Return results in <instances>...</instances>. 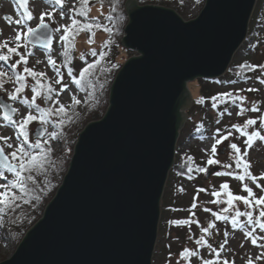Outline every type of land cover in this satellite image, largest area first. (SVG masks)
Returning a JSON list of instances; mask_svg holds the SVG:
<instances>
[{"label":"water","instance_id":"water-1","mask_svg":"<svg viewBox=\"0 0 264 264\" xmlns=\"http://www.w3.org/2000/svg\"><path fill=\"white\" fill-rule=\"evenodd\" d=\"M256 1L206 0L189 22L127 2L122 44L139 56L118 72L105 116L80 133L43 217L0 264H153L164 189L193 101L188 85L227 73Z\"/></svg>","mask_w":264,"mask_h":264},{"label":"rangeland","instance_id":"rangeland-1","mask_svg":"<svg viewBox=\"0 0 264 264\" xmlns=\"http://www.w3.org/2000/svg\"><path fill=\"white\" fill-rule=\"evenodd\" d=\"M129 1V0H128ZM140 6L156 5L164 8L172 9L177 12L186 22L192 21L199 17L202 12L206 0H170L169 4L164 6L163 4L151 3L150 0L140 3ZM127 6V4H126ZM54 5L46 0H30L29 10L33 13L36 19H33L29 23L31 26H35L39 22V15L42 11H51ZM73 7L79 9L81 7L80 0H64L63 12L64 17L60 16L61 9L56 8L55 20L49 22L46 17V22L50 23V26L55 29L59 25H68L71 23L70 9ZM127 12V7L124 8ZM20 10L13 0H0V42L6 39H14L18 26L15 24V20L20 17ZM90 17H95L100 24H104L106 21V15L109 14L108 7H99L96 0L91 1L90 4ZM83 20L82 17H76ZM114 30V29H113ZM71 31V29H70ZM115 31V30H114ZM253 31V33L251 32ZM95 35L91 32L84 30L79 33L76 40V70L73 71V75H79V70L86 67L88 64L97 62L99 57L102 56L103 51L107 53H121L123 54L125 64L129 59L139 56L138 53L127 50H117L111 47L103 46L106 41L108 43L109 35L102 31V29L95 28ZM62 32H54L55 42L51 50V56L56 61V65L60 67L61 72L64 74V80L62 83L68 84L69 87L64 90L59 99L61 103L66 106L70 105L71 112L76 106L82 111L84 103L86 102L87 93L81 91L78 85L74 84L67 75V65H65V56L61 53L67 49L65 42L59 40V36ZM124 35L122 38H124ZM91 37V42H90ZM249 41V43H248ZM14 46V44H10ZM96 50L97 55L92 56L91 51ZM6 52V49L0 50ZM21 53L31 52L32 55L28 56L27 67L33 68L37 72H43L46 74L48 80L46 82L53 83V85L59 89V85H55L54 81L57 79L55 69L48 63L47 50H42L31 44L27 48L21 47ZM83 54V59H81ZM19 59L18 56H13L9 62L0 61L2 70L9 71L6 67L7 63L14 62ZM39 60L40 63H36ZM232 66L237 64L238 66L244 64L249 67V71L245 72L243 76L238 74H225L220 78L215 79H201V81H193L188 85V89L192 94V106L187 110V120L181 130L180 136L176 144V155L183 156L185 159L191 158V165L193 171L189 172L187 176H183L177 173L175 170L170 171L166 186L164 189V197L161 204V216L159 221V231L157 235V242L153 253V264H202L203 259H212L214 253H212L207 245H197L196 241L200 239L202 235L205 236V240L212 244L213 248L219 249L220 244L227 239L228 243L225 244L224 250L221 252L222 259H228L230 264L234 261V264H247L249 259L253 260V264H264V258L256 259V257L264 254V240L258 239V243L253 245L251 238L246 236V232L255 228V234L259 238L264 236V230L258 228V226L247 225V217H241L240 220L244 224L241 228H232L231 222L225 223L222 220H215L212 212L219 213L222 208H228V192L233 195L247 196V192L243 188V183H247L249 187H252L257 197L264 195L255 187V184L246 179L244 182L235 178V175H220L217 176V172L231 171L234 174L241 172L240 168L236 167L235 160L230 157V153L233 150L229 147L231 143H236L241 149V153L247 147L244 143L246 137L241 136L240 132L232 127L233 124H243L249 118H257V124L251 126L248 131H253L260 128L259 117H264V84L260 82L264 79V70L259 67L253 68V65L264 64V0H257L256 5L250 20L248 36L245 43L240 47L233 57ZM231 67V66H230ZM229 67V68H230ZM23 65L18 66V70L22 71ZM229 71V70H228ZM227 71V72H228ZM26 75V74H25ZM259 77V79H257ZM4 82V88L0 89V98H4L5 101L11 103L13 107L19 110L17 119L22 118L28 111V107L20 103L19 100L12 101L8 99L7 93L14 91L17 86L14 83V77L10 80L8 77L2 78ZM28 83H34L31 77H27ZM45 81L42 79V83ZM209 88V94L205 93L202 96L203 102L197 106L194 105V97L198 96L201 92V85ZM249 88L257 89L254 92L247 91ZM243 89V91H240ZM233 93L234 95H242L246 99L243 102L237 101L232 103L230 99H226L221 96L222 93ZM22 97L27 96L29 99L33 95L29 88L20 94ZM75 96L79 103H73L72 97ZM215 96L216 100H212L211 97ZM37 103L42 106L43 101L37 98ZM215 104V107L213 105ZM255 104L259 111H253L252 105ZM241 107L246 109L242 115H239ZM195 108V109H194ZM227 109V111H225ZM192 110V111H191ZM191 111V112H190ZM188 113H192V122L189 119ZM194 120V121H193ZM0 124H4L2 110L0 109ZM38 127V122H32L28 125L30 131V139H34V130ZM219 130V131H217ZM264 134V129H260ZM48 131H55L52 125L48 126ZM56 132V131H55ZM229 132L232 135L228 139L223 140L220 145H217V152L214 159L220 161L218 164H207V160L210 156V148L217 138L226 136ZM16 130L8 125L6 127H0V135L12 136V143L15 144ZM51 144L55 150L60 149V143L57 140H52ZM6 151H11L6 149ZM250 164V171L253 175L259 177L264 173V141L256 140L251 148H248V155L246 157ZM225 164H230V168H225ZM195 165L204 167L207 171H210L209 177H206V172L195 171ZM11 178V177H10ZM227 182L229 189H222V185ZM261 185H264V179L258 181ZM0 183H4L0 179ZM63 183V182H62ZM62 185V184H61ZM60 185V186H61ZM205 189L203 192H199V189ZM183 189V190H181ZM220 192V196L216 197L212 195V192ZM220 200L221 203L212 204L209 201ZM195 203L196 207L192 208V204ZM235 208L241 211L245 210V206L241 201H234ZM2 207V205H0ZM204 209H211L212 212H206ZM8 208L6 207V211ZM11 212V211H10ZM194 213V215H193ZM229 214L234 215V210L229 209ZM258 214L254 210V215ZM7 219V216H6ZM188 219V224H175L172 221ZM1 220V211H0ZM195 221H199L197 224ZM213 221L216 225L214 229H211L208 234H203L200 231L201 227H206L208 222ZM163 222V224H162ZM0 227V263L10 259L16 252L17 246L4 237L1 233ZM227 232L228 236L225 237L224 233ZM24 239V238H23ZM242 245V246H241ZM187 247L192 251H197L198 255L193 257L184 258L181 257V252Z\"/></svg>","mask_w":264,"mask_h":264},{"label":"snow or ice","instance_id":"snow-or-ice-1","mask_svg":"<svg viewBox=\"0 0 264 264\" xmlns=\"http://www.w3.org/2000/svg\"><path fill=\"white\" fill-rule=\"evenodd\" d=\"M54 5L51 11H42L39 15V22L33 27L29 23L36 17L27 7L29 0H17V3L23 12L20 14V17L15 20V24L18 26L14 39H6L0 42V50L6 49V52L0 51V61L9 62L12 60L13 56H18L19 59H16L14 62L7 63L6 67L10 69L9 71L2 70L3 66H0V89L4 88V77H8L10 80L14 77V83L17 85L14 88V91L8 92V99L12 101L19 100L21 104L26 105L29 111L22 118H14V114L19 115V110L16 107H13L11 104L5 102L0 104V109H3V120L4 124H0V127H6L11 125L13 129L16 130L15 140L16 143L13 144L11 141L12 136L0 135V179L4 183H0V205L6 207H12L13 205L19 206L18 201L24 199L27 196H30L32 191L35 189L37 183V176L47 171V165L50 163V155L53 152L51 147V141L58 138V133L53 131H48V126L52 125L54 127H59L63 125L64 119L62 117L66 116L70 110V105L66 106L61 103L59 96L66 90L69 85L62 83L64 80V74L61 72L60 67L56 65V61L51 56L52 44H53V32L62 34L59 36V40L65 42V44H70L73 42V38L80 31L87 30L95 35L94 29L101 28L99 22H96L95 17H90V0H80L81 7L79 9L73 7L70 9L71 13V23L68 25H59L55 29L50 28L51 21L55 20L56 8L61 9L60 16L64 17V12L62 10L64 0H46ZM114 10V9H113ZM83 17V20L77 19L76 17ZM48 18L49 22H46L45 18ZM110 18V17H109ZM71 29V31H70ZM106 31L110 29L105 28ZM91 42V37H90ZM14 44V46H10ZM33 46L39 45L40 48L47 50L48 63L52 65L55 69L57 79H55L54 84L59 85L57 89L53 83L46 82L48 80L47 76L43 72H37L33 68L27 67L28 56L33 53H21V47L27 48L28 45ZM63 56H68V51L65 49L61 53ZM92 56L97 55L96 50L91 51ZM101 55H103L101 53ZM81 59H83V54H81ZM36 63H40L39 60ZM23 65L22 71L18 70V66ZM95 67V62L88 64L86 67H83L79 70V77L73 75V68H67V75L72 80V82L78 86H83V83L88 81V78L92 75L93 69ZM240 68H245L247 65H240ZM253 68L259 67L264 70V64L253 65ZM26 74V75H25ZM27 77H31L34 83L29 84ZM42 79L45 81L42 83ZM259 79V77H257ZM260 82L264 84V79H261ZM26 88L31 90L33 94L29 99L27 96H21ZM257 89L249 88L247 91L254 92ZM240 91H243L241 89ZM226 99H230L232 103L237 101L243 102L246 98L242 95H234L233 93H222ZM37 98L43 101L42 106L40 103H37ZM73 103H79L80 101L73 96ZM212 100H216V97H211ZM198 103L203 102L201 98ZM215 107V104L213 105ZM246 109L241 107L239 115H242ZM253 111H259L255 104L252 105ZM227 111V109H225ZM260 128L248 131L251 126L257 124V118H249L244 123L233 124L232 127L240 132L241 136L246 137L244 143L247 146L244 149V152L241 153L240 147L236 143H231L229 147L233 150L230 153V157L235 160L236 167L241 169V172L234 174L231 171L228 172H217L216 175H228L237 178L239 181L244 182L246 179H250L257 189H260L264 193V185H261L258 181L264 179V173L259 177L251 173L250 164L246 159L248 155V148H251L256 140L264 141V134H262L260 129H264V117H259ZM32 122H38V127L34 130V139H30V131L28 125ZM219 131V130H217ZM232 135V132H229L226 136H221L215 140V143L211 145L210 156L207 160V164H218L219 160L214 159L217 152V145H220L223 140L228 139ZM10 149L11 151H6ZM191 160V158H189ZM224 167L230 168V164H225ZM188 171L192 172L193 167L189 166ZM195 171L197 172H206L207 169L204 167L195 166ZM11 177V178H10ZM222 189L228 190L229 184L225 182L222 186ZM243 188L247 192V196L244 195H233L230 191L228 192L227 203L228 208H222L219 213L212 212L211 209H204L206 212H212L215 220H222L225 223L231 222L232 228H241L244 227V224L241 222V217H247V225L258 226L259 229L264 230V195L257 197L252 187H249L247 183H243ZM183 190V189H181ZM205 189H199V192H203ZM213 196L219 197L220 192H212ZM39 198V197H37ZM234 201H241L245 206V210L241 211L238 208H235ZM212 204L221 203L220 200L209 201ZM196 204H192V208H195ZM229 209L234 210V215L229 214ZM254 210L258 214L254 215ZM194 215V213H193ZM175 224H188L189 220H178L172 221ZM199 224V221H195ZM216 227L213 221L208 222L206 227H201L200 231L203 234H208L211 229ZM225 237L228 236V233H224ZM246 236L251 238V243L256 245L258 239L264 240V236L257 237L255 234V228L253 230L247 231ZM197 245L203 246L207 245V248L214 253L212 259H203L202 264H230L228 259L221 258V252L224 250L225 244L228 243L227 239L220 244L219 249L213 248L212 244L208 243L205 240V236L202 235L199 240L196 241ZM242 246V245H241ZM264 246V245H262ZM181 257L188 258L197 256V251H192L185 247L181 252ZM264 258V254L256 259ZM179 264V262H178ZM234 264V261L231 262ZM247 264H253V260L249 259Z\"/></svg>","mask_w":264,"mask_h":264},{"label":"trees","instance_id":"trees-1","mask_svg":"<svg viewBox=\"0 0 264 264\" xmlns=\"http://www.w3.org/2000/svg\"><path fill=\"white\" fill-rule=\"evenodd\" d=\"M91 1L93 0H90V4ZM139 1L140 3L145 2V0ZM150 1L151 3L158 1V3L164 6L168 5L170 2V0ZM127 2L128 0H96L99 7L109 8V14L106 15L105 19L106 22L101 24L103 27L99 28L106 32L110 37L109 40H111L109 43L108 41L105 42L103 49L109 46L117 50L126 51L122 44V36L129 22V16L126 9L124 10ZM96 22H98V20H96ZM105 28L110 29V31H106ZM251 32L253 33V31ZM79 33L74 36L72 43L66 44L68 56L65 57V65H67V68L72 67L73 70H76V40ZM124 57L125 56L119 52L113 54L107 53L105 50L103 51V55L100 56L95 63L92 75L88 78V81L84 82L82 87L78 86L81 91L87 93L86 102L84 103L82 111L76 106L71 112L67 113L66 116L62 117L64 119L63 125L59 127L52 126L58 133V138L55 140H57L61 146L59 150H55L51 144L53 152L50 155V163L47 165V171L37 176L35 189L30 196L18 201L19 206L13 205L12 207H7V211L6 206L2 205V207H0L1 233L15 246L18 247L20 245L28 231L43 217L47 206L55 197L69 169L80 133L89 123L102 119L108 111L112 85L118 72L124 65ZM247 71H249V67L242 69L237 64L233 66L231 64L227 74L232 73L243 76ZM197 81L203 82L200 78L197 79ZM200 85L201 93L194 97L193 107L197 106L199 104L197 101H199L202 96H205V93L209 94L210 91V89L204 87L203 84ZM188 115L192 122L193 114L188 113ZM189 165H191L189 158L185 159L183 156L176 155L172 170H175L183 176H187L190 174L188 171Z\"/></svg>","mask_w":264,"mask_h":264}]
</instances>
